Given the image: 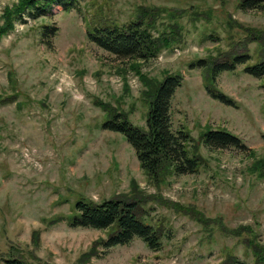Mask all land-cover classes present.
I'll return each instance as SVG.
<instances>
[{"label": "rangeland", "instance_id": "rangeland-1", "mask_svg": "<svg viewBox=\"0 0 264 264\" xmlns=\"http://www.w3.org/2000/svg\"><path fill=\"white\" fill-rule=\"evenodd\" d=\"M21 1L0 0V30ZM241 2L82 0L80 10L54 6L0 32V264H225L230 256L257 264L256 254L264 264V77L247 74V64L222 73L215 86L228 105L209 95L207 69L197 66L236 52L264 58L249 36L264 43V11ZM141 16L156 35L180 34L157 57L120 60L88 40L94 25ZM46 26L54 36L43 37ZM168 74L183 76L173 126L190 134L203 164L196 174L152 179L124 136L103 124L122 112L145 128L148 85ZM213 129L250 150L208 148L203 135ZM82 198L136 199L162 249L136 238L104 252L97 243L109 230L69 223Z\"/></svg>", "mask_w": 264, "mask_h": 264}, {"label": "trees", "instance_id": "trees-1", "mask_svg": "<svg viewBox=\"0 0 264 264\" xmlns=\"http://www.w3.org/2000/svg\"><path fill=\"white\" fill-rule=\"evenodd\" d=\"M82 0H22L12 15L5 11V22L0 32L9 30L13 23L23 22L25 16L34 19L45 16L54 6L71 11ZM239 7L243 10L258 9L264 11V0H242ZM78 9V7H77ZM80 10V8L78 9ZM12 18L11 22L8 18ZM8 17V18H7ZM16 24V23H15ZM144 21L143 16L128 24H97L88 29V40L99 48L115 55L120 60H146L157 57L164 49H169L177 41L178 33L171 32L156 35L153 27ZM56 28L46 26L43 37L54 36ZM248 35V34H247ZM211 36V35H210ZM252 41L264 50L262 35L250 33ZM213 37V36H212ZM248 37V36H247ZM251 52H236L226 55L224 59L215 61L199 60L197 66L207 69L206 90L216 100L228 105L234 101L216 89L218 77L226 71H234L238 66L247 64L245 72L255 78L264 77V58L254 62ZM183 84L181 74H168L161 82L149 83L150 91L146 95L149 109L146 127L134 125L122 112H115L103 124L104 130L119 133L135 150L141 168L153 179H157L165 171L174 175H190L199 172L203 160L192 149L193 139L182 127L173 126L172 102L177 90ZM264 137V136H263ZM204 145L210 149H236L248 152L250 148L237 135L224 130H207L203 135ZM70 225L74 228H91L109 230L107 239L99 241L102 250L109 251L117 246L131 244L136 238L141 239L153 251L163 246V235L154 225L146 222L140 203L134 198H113L95 203L84 198L75 205V212L70 217ZM257 264L258 254L255 255ZM6 264H26L23 260L11 258ZM225 264H247L237 256H230Z\"/></svg>", "mask_w": 264, "mask_h": 264}]
</instances>
